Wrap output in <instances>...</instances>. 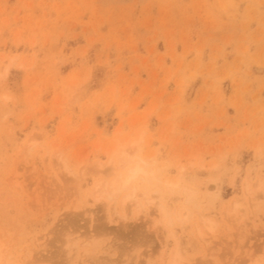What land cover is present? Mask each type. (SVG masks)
<instances>
[{"label":"rangeland","instance_id":"374dc122","mask_svg":"<svg viewBox=\"0 0 264 264\" xmlns=\"http://www.w3.org/2000/svg\"><path fill=\"white\" fill-rule=\"evenodd\" d=\"M139 139L159 179L111 197ZM173 232L264 264V0H0V264H171Z\"/></svg>","mask_w":264,"mask_h":264},{"label":"bare ground","instance_id":"6f19581e","mask_svg":"<svg viewBox=\"0 0 264 264\" xmlns=\"http://www.w3.org/2000/svg\"><path fill=\"white\" fill-rule=\"evenodd\" d=\"M141 141L142 139L133 141V144L135 147L134 150L122 149L124 146V143H119L117 147L115 148L113 147L114 148L112 150L113 160L115 159L117 152L121 150V153H122V155L118 159H116L117 161L115 162L116 164L114 166V170L118 173L117 177L114 178L113 180L105 181L104 183H102L103 180H101L98 184H96V186H103L105 189L106 188L108 190L110 189V191L112 192L110 196L114 197L118 193L127 190L129 187L133 185L135 186V183H137V181H139L140 179L158 180L159 174L155 171L154 167L152 166V160L147 159L145 156L138 153L137 146ZM185 190L188 195V201L196 202L198 200V190L196 188H193L187 185ZM138 191H140V188L134 187L132 192H126L123 195V199H122L123 205L126 206V203L128 200L134 199L136 195L138 194ZM160 206H161L162 214L166 216L168 214L167 206H165L164 204H160ZM177 216L178 218L182 219L180 214H177ZM173 221L174 220L171 219L170 223H172ZM207 221L205 222L208 224ZM209 226L210 225H208V227ZM172 236L174 237V247H173V252H172L173 254H172L171 264H178V262L181 259H183L182 257L184 255L185 249H184L182 240L178 236V234L176 232H173Z\"/></svg>","mask_w":264,"mask_h":264}]
</instances>
